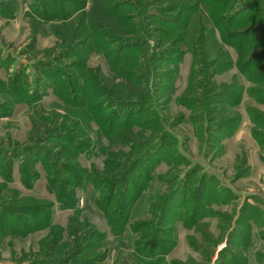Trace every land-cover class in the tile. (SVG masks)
Here are the masks:
<instances>
[{"label": "rangeland", "instance_id": "rangeland-1", "mask_svg": "<svg viewBox=\"0 0 264 264\" xmlns=\"http://www.w3.org/2000/svg\"><path fill=\"white\" fill-rule=\"evenodd\" d=\"M183 3L0 0V264H264V0Z\"/></svg>", "mask_w": 264, "mask_h": 264}, {"label": "trees", "instance_id": "trees-1", "mask_svg": "<svg viewBox=\"0 0 264 264\" xmlns=\"http://www.w3.org/2000/svg\"><path fill=\"white\" fill-rule=\"evenodd\" d=\"M184 1L185 3L183 4L186 6L193 7L196 4V0H184ZM178 2L174 1V3H178ZM234 12L236 11L233 9L231 13L233 14ZM197 14H199V12ZM86 16L93 24H95L97 30H99L100 32H106V34H110V36H116L117 38L115 39L116 44L119 43L124 44L125 42L124 40L129 39L128 37L124 39L118 38L119 36H125L129 34V32L127 31V29H124V26L120 24V21H122V19L119 13L112 12L111 0H93L92 7ZM199 23H200L199 19L193 18V20L190 23L191 31L195 32V30H197L200 26ZM202 45L204 46V50L207 55L206 58L211 59L212 61L214 60L218 61V59L220 58L222 59L227 58L226 56L222 57L223 55L222 46L219 44L218 40H216L212 35H209L206 38L205 43ZM163 142L164 141L162 138L160 141L153 143V145H151L149 150L147 151L146 155H148V153H150L154 148L161 145ZM144 158L141 161H145L147 157ZM103 206L105 207L106 205ZM104 209L105 211H107V213H105V215H107L108 210L106 208Z\"/></svg>", "mask_w": 264, "mask_h": 264}]
</instances>
